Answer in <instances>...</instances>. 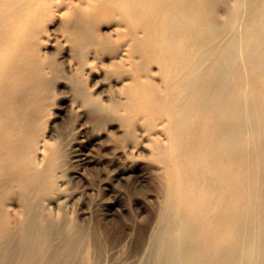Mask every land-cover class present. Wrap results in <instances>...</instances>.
Masks as SVG:
<instances>
[{
  "label": "bare ground",
  "instance_id": "obj_1",
  "mask_svg": "<svg viewBox=\"0 0 264 264\" xmlns=\"http://www.w3.org/2000/svg\"><path fill=\"white\" fill-rule=\"evenodd\" d=\"M57 14L79 74L94 68L90 54L115 65L123 50L126 108L149 113V128L163 125L166 142L153 155L171 171L156 264H264V0H0V264H71L83 250L43 204L58 149L29 156L32 130L20 126L22 111L44 99L45 69L56 70L39 38ZM109 18L115 37L99 32ZM76 82L84 107L115 112Z\"/></svg>",
  "mask_w": 264,
  "mask_h": 264
},
{
  "label": "rangeland",
  "instance_id": "obj_2",
  "mask_svg": "<svg viewBox=\"0 0 264 264\" xmlns=\"http://www.w3.org/2000/svg\"><path fill=\"white\" fill-rule=\"evenodd\" d=\"M63 21L64 18L57 14L45 22L44 32L39 38L40 53L55 60L53 67L56 72L51 67L45 69L49 82L46 87L48 91H44V99L34 100V107L23 110L20 117L23 120L20 126H25L24 133L28 134V131L32 130L30 135L28 134L33 142L29 156L33 155L41 161L44 145L47 144L50 145L49 150L51 148L56 152L58 149L60 154L52 182L45 188L46 200L44 199L43 204L53 219H63L64 224L70 228V236L77 239L78 247L83 249L76 254L77 260L73 263L71 261V264H156L155 258L161 259L158 254L162 253L164 247L153 252H156L155 257L151 248H154L155 239L160 234L158 221L163 212L169 183L168 173L171 171L166 160H160L153 155L165 145L163 125L158 120L159 124L149 128L147 123H144L149 113L143 109V112L136 115L137 111L126 108L128 97L124 92L131 80L120 78L121 72H130L128 64H119L123 50H120L121 54L119 52L115 59V65L110 64L113 59L108 58L109 56H105L101 62L90 54L94 68L87 67L79 74L78 60L70 57L71 50L59 31ZM115 22L112 18L103 19L99 32L115 37L118 29ZM65 69H68L67 72ZM77 80H82L83 84L87 83L90 87L84 84V88L94 96L98 95L103 106H108L114 101L117 105L115 112L86 108L87 103L76 98ZM95 89L96 92L93 93ZM27 96L29 97L27 94L22 97L27 99ZM122 96L126 97L121 99ZM23 114H26L28 124L24 125L26 121L22 119ZM129 116H135V121L137 120L133 127H129L127 123ZM153 122L154 120L151 121ZM138 130L142 131L141 134L144 133L140 134L141 137ZM145 137L147 141L144 140ZM124 139L125 142H120ZM119 147L123 148V151H120ZM122 154H125V157ZM160 175L163 178H160ZM41 188L44 187L41 185ZM16 203L14 201V204L12 202L8 205L11 211H17L19 208ZM145 246L146 250L142 254L141 250Z\"/></svg>",
  "mask_w": 264,
  "mask_h": 264
}]
</instances>
